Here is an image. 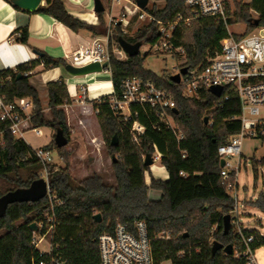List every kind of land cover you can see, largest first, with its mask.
I'll return each instance as SVG.
<instances>
[{
  "label": "trees",
  "instance_id": "obj_1",
  "mask_svg": "<svg viewBox=\"0 0 264 264\" xmlns=\"http://www.w3.org/2000/svg\"><path fill=\"white\" fill-rule=\"evenodd\" d=\"M162 1V6L154 4L148 9L158 20L192 17L185 0ZM34 12L52 16L78 34L102 36L107 33L104 12L97 13V24H91L71 14L64 0H45V4ZM236 23L246 25L245 34L264 27V0H253L251 3L234 1V9L229 11L226 22L194 18L188 25L182 24V31L177 32V44L184 48L185 66L195 69L204 65L207 56L214 53L220 41L227 36V27ZM155 25L148 23L135 36L127 35L120 27L113 31L109 43L112 84L115 92L119 93L124 79L139 76L171 92L177 109V113L173 111L171 114L185 139L178 142L173 133L159 123L153 111L140 109L137 117L125 120L112 110L108 96L88 101L95 111L98 110L97 118L109 154L112 157L119 155L112 162L114 182L99 174L76 181L71 174L70 151L67 145L58 147L54 137L43 148L57 151L65 164L59 169L53 163L47 164L51 196L63 200V204L55 208L57 228L54 240L57 247L52 256H40L32 245L30 225L44 219L50 205L48 196L36 202H11L0 210V264H40L41 261L50 264L52 258L67 260L68 264H98L99 235L113 232L117 222L131 226L138 220L145 221L148 226L156 264L242 263L241 258L227 255L223 249L212 250L214 241L224 247L236 244L232 230L224 233L223 219L230 213L234 201L227 182L221 176L218 147L240 131L241 124L236 119L240 113L239 97L235 91L225 89L223 94L228 93L229 99L222 107L210 90L202 91L197 97H185L180 85L171 80L172 74L165 71L156 73L146 66L148 54L139 52L125 60L115 57L112 50L119 37L131 43L158 41L160 35ZM12 37L18 42L28 43V29H17L12 32ZM39 52L35 60L16 69L0 71V98L3 104L23 97L31 99L35 105L29 119L32 127H24V130L51 127L56 132L60 130L69 143L71 132L63 106L72 104L73 100L66 81L61 78L47 82L50 112L47 117L39 91L31 84L29 74L41 64L48 69L65 66L68 62L64 58ZM170 56L177 61L180 59L177 54ZM19 73L22 75L20 78ZM134 120L146 127L139 142L134 141L131 130ZM9 124L7 120L0 121L3 139L0 144V179L8 182L4 188L0 187V198L18 188H28L34 180L42 177L40 169L44 168L35 157L34 149L9 131ZM115 135L118 144L113 146L111 142ZM156 149L162 154L161 163L169 178L151 177L150 183H147L146 173L150 167L144 165V158L147 154L154 156ZM260 163L264 164V160ZM34 165L39 168L34 169ZM23 169L29 172L25 179ZM181 171L186 176L181 175ZM150 189L161 192V198L150 199ZM246 204L264 211L263 196ZM97 213L102 215L100 223L95 219ZM163 232L169 234L167 239L157 237ZM263 245L264 239L254 247Z\"/></svg>",
  "mask_w": 264,
  "mask_h": 264
},
{
  "label": "built area",
  "instance_id": "obj_2",
  "mask_svg": "<svg viewBox=\"0 0 264 264\" xmlns=\"http://www.w3.org/2000/svg\"><path fill=\"white\" fill-rule=\"evenodd\" d=\"M104 6V12L108 15L107 33L95 36L88 40L83 47L71 55L70 63L77 67L91 63H99L102 71L96 74L110 82L111 90L98 97H92L88 92V99L99 100L104 96L109 97V104L116 115L125 120L137 117L139 110L153 111L159 123L170 130L178 142L185 139V134L175 121L171 112L176 109L175 100L171 92L162 86H158L150 79L139 76H131L124 79L120 84V92L116 93L112 84V72L110 68V38L113 31L120 27L123 32L129 30L138 21L148 20L155 23L160 35L158 41L150 43L151 52L157 55H179V65L175 72L180 73V85L185 97H197L204 90L212 87H221L222 94L217 97L218 105L223 106L224 101L229 99V94H223L224 90H233L237 93L240 102V113L236 117L240 121V131L230 137L229 141L218 147V154L225 161L221 176L227 182V189L231 193L235 190L233 207L230 215V230L236 238L233 246V256L241 258V264H259L256 250L261 246L264 237L260 233L251 231L247 223L242 221L243 212L240 209L239 198L236 194L238 188L237 175L242 163V144L247 138L264 140V27H257L252 32L236 34L231 26L227 27V36L220 41L218 49L209 54L206 63L198 68L189 69L185 74L181 69L185 66L184 48L177 44V32L182 31V24L188 25L192 19L213 18L227 21L231 10V3L242 1L251 3L253 0H185L186 6L191 10L192 17L179 16L174 21H162L155 18L148 9L154 0H149L146 7L141 8L138 0H100ZM162 3L163 1L160 0ZM113 54L119 60L128 58V54L120 47L118 40L113 47ZM108 62V66L103 64ZM27 74V73H26ZM31 74V72L29 73ZM77 86L83 88V84L73 85V98L80 104H84L86 93L77 94ZM224 95V96H223ZM135 108V112H133ZM35 105L31 99L23 97L10 104L0 107V121H9V131L15 136L23 135L24 123L28 122ZM98 114V110H96ZM24 115V116H22ZM37 135H41L40 128H31ZM134 141L146 131V127L138 120L132 124ZM3 143L0 133V144ZM35 157L44 165L42 178L47 182V195L50 201L44 215V219L36 222V230H32V245L40 256H52L55 244L57 220L55 208L63 204L61 199H53L50 192L47 164L53 162L52 151L45 148L34 149ZM185 156V155H184ZM238 157L236 167L231 159ZM154 162L161 161L162 154L156 149L153 156ZM235 172V173H234ZM232 173L234 179L231 180ZM181 175L186 176L184 171ZM246 232H249L247 235ZM160 239H167L168 233H159ZM42 247H45L42 249ZM99 263L98 264H156L152 247V238L145 221H135L133 225L117 222L113 232H103L98 238ZM40 264H47L41 261ZM50 264H68L67 260L52 258Z\"/></svg>",
  "mask_w": 264,
  "mask_h": 264
},
{
  "label": "rangeland",
  "instance_id": "obj_3",
  "mask_svg": "<svg viewBox=\"0 0 264 264\" xmlns=\"http://www.w3.org/2000/svg\"><path fill=\"white\" fill-rule=\"evenodd\" d=\"M162 6L160 0H154L153 4ZM84 8V7H83ZM231 9H234V2L231 3ZM85 11H88L86 8ZM105 13V12H104ZM106 22L108 20L107 13L104 14ZM149 23L148 20L138 21L135 23L126 33L129 36H135L139 29ZM247 27L243 23H236L231 26L232 32L236 34H242L246 31ZM151 46L144 43L140 47L142 54H148L146 57V66L156 73L165 71L169 74L175 72V67L179 65V61L173 59L170 55H157L151 52ZM31 78V77H30ZM83 79L86 82L96 81L94 84L83 83V88L77 86V94L83 93L85 90L86 100L84 104H80L73 98L72 104L65 107V111L68 112L67 123L70 128L71 138L67 144V148L70 151V165L72 177L78 181L84 177L91 176L93 174L104 175L109 178V182H114V172L112 168L113 160L119 158V155L112 157L106 147L100 124L97 118V113L93 109L92 104L89 103L88 92L91 89H97L100 93H105L108 88H104L106 82L104 77H78L77 80ZM80 81V80H79ZM100 84V85H99ZM74 92L73 87H70ZM41 99V98H40ZM44 113L49 117L50 112L47 108L48 105L41 100ZM29 127H32L28 123ZM41 135H37L33 129H28L23 132L21 137L25 142L33 149L43 148L48 145L55 137L56 131L51 127L40 128ZM242 163L241 168L237 175L236 194L239 198L240 209L243 212L242 221L247 223L249 228L254 233H260L264 237V211L259 208L248 206L246 202L257 201L261 196L264 197V164L260 163L264 160V142L260 139L247 138L242 144ZM53 164L57 169L65 166L61 157L57 151H52ZM238 157L231 159V163L236 167ZM161 161H155L150 166V171L146 173V181L150 183L151 177L158 176L160 173ZM34 169L39 168L38 165L33 166ZM44 168L40 169V174L43 175ZM235 173V172H234ZM232 173V177H234ZM29 175L28 170L23 169V177L27 178ZM158 179V177H155ZM234 179V178H233ZM8 185L3 179H0V187L4 188ZM234 197L235 190L231 192ZM45 247H42L44 249ZM256 257L259 264H264V245L256 250ZM168 264V263H165Z\"/></svg>",
  "mask_w": 264,
  "mask_h": 264
},
{
  "label": "crops",
  "instance_id": "obj_4",
  "mask_svg": "<svg viewBox=\"0 0 264 264\" xmlns=\"http://www.w3.org/2000/svg\"><path fill=\"white\" fill-rule=\"evenodd\" d=\"M64 2L71 14L88 23L97 24L94 0H64ZM44 4L45 0H42L40 5ZM85 8L88 11H85ZM23 28L28 29V43L18 42L12 37V32ZM94 37L90 34H78L52 16L16 7L10 0H0V71L16 69L21 64L37 59L40 55L39 51L54 58H64L70 63L71 55L80 50L86 41L92 40ZM61 78L66 81L71 96L70 87L84 82L83 79L77 80L78 76L70 75L64 66L46 69L43 64L31 71L30 82L39 91L41 100L43 99L48 105L49 97L46 84ZM1 105L0 98V107ZM65 107L68 105L63 106L64 109ZM66 114L68 117L67 111ZM28 123L29 121L24 123L25 128L28 127ZM154 176L162 180L169 178L163 165L160 167L159 175ZM148 196L152 200H159L161 192L150 189Z\"/></svg>",
  "mask_w": 264,
  "mask_h": 264
},
{
  "label": "water",
  "instance_id": "obj_5",
  "mask_svg": "<svg viewBox=\"0 0 264 264\" xmlns=\"http://www.w3.org/2000/svg\"><path fill=\"white\" fill-rule=\"evenodd\" d=\"M16 7L28 10L30 12H34L40 6L42 0H10ZM149 0H138V5L141 8L146 7ZM94 11L96 13L104 12V6L100 0H94ZM258 25V21L256 22ZM118 43L120 47L129 55V56H136L140 52V47L142 45L141 42L131 43L126 39L119 37ZM108 62L103 64V67L108 66ZM64 69L72 76H86L91 73H97L102 71V66L99 63H91L86 66L77 67L68 63L64 66ZM187 72V67L181 69V73L185 74ZM22 75L19 73L18 78ZM171 80L179 83L180 82V73H176L171 76ZM215 96L219 97L222 94L221 87H212L210 90ZM177 113V109L173 110ZM208 122L207 117L205 118V123ZM55 142L58 147H63L68 144L67 138L62 134L60 130L56 132ZM118 144L117 135H115L112 139L111 145L115 146ZM154 163L153 156L151 154H147L144 158V165L150 167ZM221 167L225 165V161L221 159ZM48 192L47 182L44 178H38L34 180L28 188H18L14 191H10L6 193L4 196L0 198V210H4L8 203L15 202V201H27V202H36L40 199H43ZM95 219L98 223L102 221V215L97 213L95 215ZM224 233L227 234L230 230V215H225L224 219ZM31 230H36V223H32L30 225ZM219 249H223L227 255L233 254V246L227 245L223 246V244L214 241L212 245L213 252H216Z\"/></svg>",
  "mask_w": 264,
  "mask_h": 264
},
{
  "label": "bare ground",
  "instance_id": "obj_6",
  "mask_svg": "<svg viewBox=\"0 0 264 264\" xmlns=\"http://www.w3.org/2000/svg\"><path fill=\"white\" fill-rule=\"evenodd\" d=\"M97 77V76H99L98 74H96V73H91V74H88V75H86L85 77ZM83 83H86V84H94L95 85V83H96V81H93V82H86V80L83 82ZM83 83H80V84H83ZM100 85V84H99ZM104 88H108L107 89V91L105 90V93H109L110 92V90H111V85H110V82H105L104 83ZM98 89V88H97ZM97 89H91V96L94 98V97H98V96H100V95H102L103 93H100V92H98V90Z\"/></svg>",
  "mask_w": 264,
  "mask_h": 264
}]
</instances>
